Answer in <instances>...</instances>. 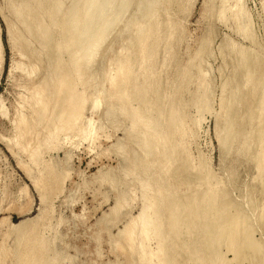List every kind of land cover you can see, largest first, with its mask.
Returning <instances> with one entry per match:
<instances>
[{"label": "rangeland", "instance_id": "374dc122", "mask_svg": "<svg viewBox=\"0 0 264 264\" xmlns=\"http://www.w3.org/2000/svg\"><path fill=\"white\" fill-rule=\"evenodd\" d=\"M26 1L28 4L29 1L34 4L33 0ZM40 1L38 3L37 1H35L37 4H39H36V13H39V16L42 13L41 16L43 17L40 16L39 19L42 18L46 22L43 20V23H41L42 19H40V22L38 20V23L41 24L39 31H42H38L40 33L39 35V33L36 32L34 26H30L29 31L23 29L24 27H22L21 24L17 23L16 19L13 16L11 7L9 6V0H0V43L2 47L0 71V246L1 243H5L6 247L8 248V251H6V253L8 254L7 262L13 261L11 263L6 262V264H17V258H15V255L18 254L17 252H19V250L23 249V245L19 244L21 243L20 239H22L21 235L27 230H34L36 228H38V230L42 232L41 234L44 237H51L54 242L53 251L54 253L59 252V256L63 255L61 258H63V260L65 259L64 264H132L135 262H139L140 254L138 252L141 250V245H145L146 247L147 244V246L150 248L156 247V243L154 242L155 240L147 241L146 239H144L143 235L139 234L141 232L140 222L137 223L138 225L136 224V234H134L132 239L127 233V230L132 227L134 219L139 215L143 205L142 188L139 187L141 186V184H139L140 182L138 178H147L146 175L148 174V172L146 171V169L144 170V162H138L139 165H133V159L136 157L144 158V152L141 151V147H139V145L136 146L137 141H133L136 140V137L135 139H133L129 136V134H127L129 132L128 130L130 129L131 124L129 117L125 115L112 116V114L110 115L104 112H107V108H112V104L114 103V101L112 99L110 100L108 97V95L110 94L111 86L110 77L115 74L114 70L117 67L116 64L113 63L114 61H116L117 58H120L124 55L123 51L126 52V50L128 49L130 39L135 38L136 34L134 33H136V31L134 30V32L132 30V24L136 22V20L141 21L142 13L137 12L136 1L132 2L130 6L131 8L127 10L126 14L123 17L118 16L119 14H116L117 11L114 12L112 10L114 12L113 14V12L108 10L109 12L107 13L109 14V19L107 20V23H113L114 26L108 25L110 28L107 26L109 29H106V31L109 34L107 32L105 33L106 35H104V38L105 36L106 38L102 43V47L98 49L96 54L92 55L93 61L83 67V69H85L87 74L90 76L89 82L85 86H83L81 85V82H79V80L77 79L80 68L82 67L79 54V37L77 36L76 38L75 32L77 30L73 32H68L67 30L70 21L69 17H71V15L68 13V9L70 10V5H72L73 8H77L76 4H73L75 2L72 0H61L62 2L58 0V2L65 3L61 4L56 2L57 0ZM171 1L163 0L162 2V0H160V8L158 9L159 13L157 15L156 23L159 22L160 28L162 30H160V33H162V35L160 34V37L158 39H155L154 42L153 38H150V41H146V43L149 44L156 43L154 48V52L156 54L154 53L155 55L153 56V59H155L156 63L152 59L153 67H151L155 75L154 78L152 77L151 79L154 80V82L151 84V91L153 92V94L152 92H150V96H153L155 98L157 97L159 99V105L164 107L167 106V108H164L166 112L168 111L167 109L170 108V99H172V95L175 92L176 97L174 95V98L183 101L181 104V110H183L181 111L182 117L180 116V120L182 121H180L179 118L178 120H175L176 124L178 125H176L175 122H173L175 125L173 123L170 124L169 121L165 120L161 122L160 129L169 130L168 134L166 135V137L169 135L167 137L169 141L165 140V142H170L174 146L175 141V147H177H174L175 151L173 150L174 153H172V151H170L172 149V144L168 143L167 145L166 142L167 147L171 148L170 150L167 149L166 152H171L168 154L171 155L172 158L177 157V162H174L172 164L168 163L167 165L170 164V173L167 172V175L166 173H163V176L165 175L164 177L167 179L166 184L171 183V187H174L176 185L175 188H179L183 194H185L186 191V194L189 195L193 192L192 189L197 190L198 194L200 193L197 198L198 212L200 214L198 213L199 216L197 217V221L198 219L199 221L197 223L196 232L198 234V246L199 248H201L199 257H201L202 259H199L201 260V262L199 260L195 261L197 262V264H251L252 262V264H264V219H262L264 218V170H260L256 159L262 149V144L259 138V132L256 130L257 125L253 124L248 117L252 114L251 112H255V117L259 114L258 111L261 108L263 101L264 63L262 62L264 59V0H243L245 8L247 10V16L249 17V19L247 20V22L249 21L248 24L250 25L248 27V30L251 27V29L246 33L237 28L238 22L236 21L237 19L233 16L232 13L234 9H228L226 17H219V11L221 7H223L225 3V6L233 5L234 0H231L230 3L229 0H212L213 2L211 0H173V3ZM55 3L58 4L56 5ZM41 4H43V7H41ZM211 4H214L215 6ZM176 9L178 12L176 11ZM216 10L217 12H215ZM43 12L46 13L44 14ZM99 12L100 10L94 13V15H97L95 16L96 18L99 16ZM47 13H49L50 15H48ZM175 14L176 17H178V20H176L177 18H172L175 17ZM50 16L51 20L52 16H57L54 17V19L52 20V23L53 21H55L52 26V23H50L51 20L49 19ZM109 16H111L112 18L114 17L113 22L112 18ZM115 18L118 20V22ZM172 19H175V21H173ZM7 20H10V22L12 21L13 27L16 26L14 27L15 33L13 31V40H10L9 37ZM110 20L112 23L110 22ZM57 22L59 23L58 25H56ZM42 24L48 25L43 26ZM42 26L44 28L46 27V29L48 26H50L48 27V29L51 30L47 29V32L46 29H44ZM168 26L170 30L167 29ZM172 26L174 27V30ZM129 27L131 30L129 29ZM126 30L130 32H126ZM51 31L54 32V34ZM248 33H250V35ZM41 35H49V38L46 37L47 39H45V37L43 38ZM52 36L54 37L53 41ZM69 36L73 38L71 41V45L69 44L70 41L67 42V40H65L67 37L69 38ZM170 36L171 39H169ZM37 37L40 38L38 39ZM16 38L17 40H15ZM42 38L47 41L45 43L47 44L48 49L44 44L45 40H42ZM204 39H206V42L204 41ZM230 39L234 42H230ZM133 40L136 41V39ZM48 41L51 42L49 43L51 45H48ZM54 42H56L60 47L58 48L57 44H54ZM39 44L41 46H39ZM52 44H54V49L52 48ZM65 44L69 45L67 46ZM170 44L172 46H170ZM207 44L208 46L206 47ZM240 44L241 46H239ZM137 45V43L133 42V48H136ZM159 45L161 46V48L159 47ZM242 46L245 47V49H243ZM66 47L70 48L67 49ZM111 47L112 50H110ZM138 47L136 49H138ZM151 47H154V45H152ZM237 48H240V50H238ZM56 50H60V52H58L61 54H59ZM232 50L233 52L235 51L234 54L228 53L230 51L232 52ZM241 50L245 51L248 55L250 54L249 56H251L252 59L257 58L255 59L257 61L252 60V62H250L251 67L254 68V66L258 64L260 60V63L263 64L262 65L259 63V65H256L260 66L263 71L260 69V67H258L257 69L255 68V70L250 67V69H252L253 71H257V73L259 74L257 75V73L255 72L256 79L254 78L252 81L253 83H255L253 85L255 86L258 92H256L255 95L252 93L253 85L251 86V83L244 85L246 86L245 92V87L242 86V84H245V78H243V75L245 77L244 73H246L247 70L246 68L240 67V62H238L237 59L240 55V53L237 52ZM251 50H254L255 52H252ZM250 52L252 53V55ZM256 53H259L261 57L260 60L258 58L259 55ZM229 55H232L235 58H232V56L229 57ZM56 56L58 59H56ZM113 56L116 57V59ZM71 57L74 59L72 60ZM59 58L62 61H60ZM113 58L115 60H113ZM59 61L62 62V64H60ZM197 61L200 62L197 63ZM56 62L58 63V65ZM255 62L257 63L254 64ZM64 65L65 67H63ZM67 65L68 68L66 67ZM236 65H238V69L240 71V68L243 69V73H241L238 69V71L236 70ZM58 66L59 68H57ZM136 66L138 67V65H135V67ZM72 67L74 68V70ZM64 69H68L70 72H72L70 75L72 79L71 77L69 79L65 78V80L67 79L66 82L65 80H63V74L65 73ZM61 71L63 72V74ZM107 71L109 75L106 74ZM59 73L62 75V77L61 75H59ZM136 75L137 74L135 73V76ZM235 75L238 76V78ZM59 76L61 78H59ZM144 76H146V74ZM183 76H185L184 79ZM143 77L138 76L139 81H143ZM182 79L185 80V83H182V91L180 90L178 92L177 85L179 82L181 83ZM254 80L256 81L254 82ZM77 81L79 82L78 84L76 83ZM226 81L229 83L227 84ZM258 81H260L261 83H259ZM207 82L208 84H206ZM60 83H63V86ZM66 83L70 85L68 86L66 85ZM72 83L77 84L78 86L76 88H79V90L83 89L86 95V101L81 111L82 117L79 122L76 123L77 121H75L76 119H73V115L69 118L70 120H74H71V122L75 123V125L77 124L76 126L70 123V120L68 118L67 120L69 121H67L65 118L69 117L67 115V112H69L70 110H65L66 113L63 112V114L60 109V107L64 105L62 104V102L65 103L64 101H66H63V99H67V97L69 96L68 93L71 91L72 87L70 86H73ZM222 83L226 84L225 87ZM58 84H60V86H62L64 90L66 88V90L64 91ZM98 85H100L101 88ZM262 85L263 87L261 88ZM41 87H45L42 88L43 92L45 91V93H43L40 103H37L35 99V94L38 89H41ZM242 87L243 89H241ZM57 88H59V91ZM97 88L99 92L101 91L100 93L98 92ZM67 89H70L69 92L67 91ZM237 89L241 90L239 91ZM249 89L251 90L249 91ZM168 90H170V93L172 91V94H170ZM204 90L205 93L208 90L207 94H205L208 95L206 97V104L204 103L202 104V106L195 105V99L198 95L203 94ZM222 90H224L223 94ZM56 92L57 94H55ZM65 92L66 94H68V96L65 94ZM226 92L227 94L225 95ZM165 93L167 94V96L171 95L172 97L170 96L169 98L168 96L167 98ZM244 93L247 95H245ZM248 93L250 94L249 97ZM163 94H165V96ZM235 94H237V97L241 98V102L239 100L238 102L237 100H235ZM33 95H35V97ZM60 96L62 98H65L62 99ZM96 96L99 97L100 100H102L106 104L105 105L101 101L98 109L94 108V110L97 109L98 112L96 110H93V101ZM253 97L255 99H252ZM245 98L246 100H244ZM248 99H250L251 101L253 100V103ZM250 102L252 105L249 106ZM134 103L137 104L136 101ZM247 105L249 106V108H251V110L248 108ZM69 106L71 109L72 104L68 105L67 109H69ZM201 107H203V109ZM197 108H199L201 111ZM254 108H256L257 111ZM75 111L76 110H74V112ZM20 114H22L24 119L27 120H25L26 122L23 121L24 124L20 125V127L22 126L21 131H19V128H17V123H15L17 122V117H19ZM58 116L62 118L60 119ZM183 117H187L185 118L186 120ZM240 118H242L243 120L241 121L242 123L240 122ZM62 122H64L63 124H66L65 122H67V127L70 124L68 129H66L67 127H64L66 125H63ZM253 122L257 123L256 120H254ZM179 123L182 125H180ZM73 125L75 127H71ZM168 125H170L171 127ZM179 125L181 126L180 129ZM57 126L59 129L57 132L58 134L55 132L57 131L55 130V127ZM225 126H232L231 128L237 133V136L236 134H233L230 136L232 137V140L230 139V137H228L226 142L222 143L221 139H223V135L226 134V132H224L223 130ZM70 127L73 129H71ZM81 127H83L84 130L87 128L86 132H84L83 128ZM184 127L186 128L184 129ZM238 128L241 130H238ZM60 129L62 130V132L60 131ZM186 130H188V134ZM176 131H178L179 133H176ZM250 132L252 134V137L251 139H249V144L247 146H242L244 150L246 148L245 152L243 153L241 151L240 154L239 151H235L234 147L237 145L236 143H240L241 139H244V137L250 134ZM183 133H185V136ZM56 134L58 136H56ZM49 135L51 136V138L49 137ZM182 135L184 136V138L180 137ZM47 136L50 139L46 140ZM19 138L21 140V143H19ZM178 138H181V140L183 139V143L180 146L177 142ZM234 139L235 142H233ZM184 142L186 143L184 144ZM224 144L226 145L224 146ZM230 144L232 146H235L232 147ZM119 146L124 147V150L121 149L122 147L120 148ZM153 146L155 147V144L152 145V148H154ZM222 146H224L225 148H223ZM230 146L232 147V153L227 152L228 150H226H230ZM39 148L40 156L39 159H36L35 157L38 153ZM159 149L162 153V147H160ZM151 150L153 153L151 152L152 155L150 154L148 157H150V159H155V157L159 155V157H156V159L158 158L159 160L161 158L159 154L160 151H153L154 149ZM137 151L138 153L140 152L143 156L137 154ZM183 154H185L186 156ZM221 154H223V156ZM221 157H225V160H222ZM186 159H188V162L186 161ZM234 160H236L238 164ZM223 162L225 163V166L222 167ZM180 163H182L183 165H181ZM202 164H204V166H202ZM234 164L236 165V168H234ZM157 165L154 166L155 168L152 169L153 174H157L158 172H160V165H158V168L156 169ZM183 166H187V168L184 169ZM178 167H183L181 168L183 171ZM219 169H221L223 173H221ZM254 169L255 171L253 172ZM175 171H177V174ZM234 173L235 176L233 175ZM229 174H232L233 177L232 175L229 176ZM40 175L44 176L42 177V179L44 178V180L41 181L42 186L39 183ZM166 176L169 178H167ZM196 176H198V179H196ZM223 176L226 179H224ZM237 176L239 177V179ZM201 177L203 178L201 179ZM221 177L222 180L220 179ZM231 177L233 180L231 179ZM211 178L215 179L213 180ZM223 180L226 183L222 182ZM230 181L234 182H231L234 184V186L233 184L230 185ZM37 183L40 184V188H38ZM235 183L237 185H235ZM242 183L244 185H242ZM257 183L259 185H257ZM43 184L45 186H43ZM216 185L217 187H219L217 188ZM248 186L251 188H249ZM252 186L255 187L252 188ZM258 186L260 188H258ZM201 187L204 188L202 189ZM209 188H211L212 190L219 189L218 191L220 192V196L216 197L219 198L216 202V204L218 203L217 212L219 210V212L217 213L219 216V224L217 222L216 225L215 223L213 224V219L209 210L211 202L208 199L209 197L205 196L206 193L209 192ZM226 188L227 190H225ZM247 188L251 190H248ZM199 189H201V191ZM253 189L254 191H252ZM41 194H43V196ZM257 196L259 200L257 199ZM192 201L193 200L188 198L185 201L183 199L181 203L183 202L184 204L188 202L189 205H193L194 202ZM258 204L260 207L257 206ZM203 208L208 209L207 217L205 216L206 213H203ZM257 208L259 209L260 213L259 211L257 212ZM220 211L222 214L220 213ZM236 213L237 215H234ZM232 215L233 218L231 217ZM259 215H262L260 216L262 220L260 219ZM236 216H238V218ZM193 217L194 214L192 218ZM222 219L225 222L229 223L225 226L226 228H229V225L233 226H231L232 228L230 227V230H228L230 233H232L231 236L225 234L223 236V234H219L220 232H222L223 229L222 223L224 221ZM232 219L234 220L232 221ZM228 220H231L232 222H229ZM22 222H24L23 225L21 224ZM16 225H21L22 227L20 226L19 229L18 227H16ZM209 225H212L213 229L216 228V230H214L216 232H214L215 234L212 238V241H214L215 243V246L213 245L211 251L213 254H210L212 259L210 258V255L208 258L207 253L203 251V243H200L203 236L202 232L205 233L206 231L211 229V227H208ZM199 229H201V231ZM218 230H220V232ZM162 233L163 235H167L168 233L171 234L170 226H166V224H164ZM228 236L231 237V240L228 239ZM237 237L241 239L238 238L236 240ZM38 238L36 237V239ZM172 239L173 240H171L170 237H166L164 240L168 241V244L169 242L173 243L177 240H175V238ZM226 239L231 242L228 241V243ZM249 239L255 242V247H249ZM203 240L204 237L202 241ZM217 241L218 243L216 244ZM236 241L237 243H239V241L241 243V245H235L238 249L233 248L232 245V243H236ZM175 242L173 244H177L178 252L180 243L178 244ZM226 242L228 244H226ZM55 244L57 246H55ZM173 244H171V247L174 248ZM230 244L232 246H229V248L228 245ZM256 244H258L259 247ZM239 245L243 246L240 247ZM171 247L169 249V254L172 256L171 251L173 250ZM240 250H242V253ZM177 252H173V256H176ZM244 252L247 253L245 254ZM238 254L240 256H237V258H235V256ZM203 255L207 256V259L205 260L206 262L204 261L205 258ZM217 257H219L220 259H217ZM186 260L187 259L183 254L180 258V261H182L183 263L178 261V264H186Z\"/></svg>", "mask_w": 264, "mask_h": 264}, {"label": "bare ground", "instance_id": "6f19581e", "mask_svg": "<svg viewBox=\"0 0 264 264\" xmlns=\"http://www.w3.org/2000/svg\"><path fill=\"white\" fill-rule=\"evenodd\" d=\"M35 1H37V3L40 1V0H33V2H34V4L31 2V1H29V4L27 3V1L26 0H9V3H10V7H11V11H12V13H13V16H14V18L16 19V21H17V23H19V24H21L22 25V27H24L23 29H25V30H27V31H29V28H30V26H34L35 27V29H36V32L37 33H39L40 31H39V28L41 27L40 25L41 24H39L38 23V20H39V22H40V19H42V18H40L39 19V17L42 15V13H41V15L39 16L37 13H36V10H37V5H39V4H37ZM49 1V0H48ZM61 1V0H60ZM68 1V0H67ZM72 1H74L75 3H73V4H76V6H77V8H73V6L72 5H70V10L68 9V13L71 15V17H69V19H70V21H69V27H67V28H65V29H67L68 30V32H73V31H75V30H77L75 33H76V38H77V36L79 37L78 39H79V45H80V51H79V54H80V62H81V65H82V67L80 68V71H79V73H78V76H77V79L79 80V82H81V85H83V86H85L88 82H89V79H90V76L87 74V72L85 71V69H83V67L84 66H86V64H90L92 61H93V59H92V55H94V54H96L97 53V51H98V49H100L101 47H102V43H103V41L105 40V38H106V36H105V38H104V35H106L105 33L107 32L106 31V29L108 30L110 27V25H113V19H114V17L112 18L111 16H109V17H111L112 18V22H111V20H110V22L112 23V24H108L107 23V20L109 19L108 18V13L107 12H109L108 10H110L111 12H115V11H117V13L116 14H119L118 16H124L125 14H126V12H127V10H129V8H131L130 6H131V4H132V2H134V1H136L137 3V12L139 13V12H141L142 13V16H141V21H137L136 20V22H134L133 24H132V30L134 31H136V33H134V34H136V36H135V38H133V39H136V41H134L131 37H129V38H131L130 39V41H129V46H128V49L126 50V52L125 51H123L124 52V55L122 56V57H120V58H117L116 59V57H114L115 59H116V61H114V63L113 64H116V69L114 70L115 71V74H113L111 77H110V84H111V86H110V94L108 95V97H109V99L111 100H113L114 101V103L112 104V108H107V112H104V113H106V114H112V116L113 115H125V116H127V117H129V119H130V129L128 130L129 132L127 133V134H129V136L131 137V138H133V139H135V137H136V140H133V141H137V143L136 142H134V143H136L137 145L136 146H138L139 145V147H141L140 149H141V151L142 152H144V156L143 155H141V153L139 152L138 153V151H137V154H139V155H141V156H143L144 158H134L133 159V165L134 164H138L139 165V163L138 162H144L143 164H145V168H144V170L146 169V171L148 172V174L146 175L147 176V178H140L139 176V178H138V180H139V184H141V186H139V187H141L142 188V198H143V205H142V208H141V210H140V213H139V215L134 219V223H133V225H132V227L130 228V229H128L127 230V233H128V235L130 236V238L132 239L133 238V236H134V234H136V232H135V228H136V224L138 223V222H140V228H141V232L139 233V234H141V235H143V237H144V239H146L147 241H154L155 243H156V247H154V248H150V247H148L147 246V244H146V247H145V245L143 246V245H141V250L138 252L139 254H140V260H139V262H135V263H132V264H178V261H180V258L182 257V255L184 254V256L186 257V264H197V262H195V261H197V260H199V259H202L201 257H199V253H200V251H201V248H199V246H198V244H199V242H198V239H197V232H196V230H197V223H198V221H199V219H198V221H197V217L199 216V212H198V206H197V198H198V195L200 194H198V192H197V190H194V189H192L193 190V192L192 193H190L189 195L188 194H186L187 192L185 191V194H183L182 193V191L178 188H175V186L174 187H171L172 185H171V183H169V184H166V182H167V179L163 176V173L165 174L166 173V175H167V172H169V170H170V164L169 165H167L168 163H174V162H177V157H173L172 158V156L171 155H169L168 153H171V152H169L168 151V153L166 152V150L167 149H171L170 151H172V153H174V151H175V148H177V147H175V144H176V142L174 141V146H173V144L172 143H170V142H167V145H168V143H170V144H172V146H171V148H169V147H167V145H166V142H165V140H168L167 139V137L169 136H167L166 137V135L168 134V131L169 130H167V129H160V126H161V122L163 121V120H165V121H169V123L170 124H172L173 122H175V124H176V121L175 120H178V118H179V120L181 119V117H182V115H181V111H183V110H181V104H182V102L183 101H181V100H179V99H175L174 98V95H175V97H176V92L171 96V95H168L169 96V98H170V96L172 97V99H170V108H168L167 110V112H166V110L164 109V108H167V106H161V105H159V103H158V98L156 97H153V96H150V92H152L151 90V84L154 82V80H151L152 79V77L154 78V72L152 71V69H151V67H153V65H152V63H153V61H152V59H153V56L156 54L154 51V48H155V44L153 43L154 42V40L155 39H158L159 37H160V34L162 35V33H160V30H161V28H160V25H159V22L158 23H156V19H157V15H158V13H159V11H158V9L160 8L159 7V4H160V0H72ZM169 1V0H168ZM171 1V0H170ZM173 1V0H172ZM171 1V2H172ZM187 1V0H186ZM212 1V0H211ZM221 1V0H220ZM228 1V0H227ZM41 2V1H40ZM53 2V1H52ZM56 2H58V0L56 1ZM62 2V1H61ZM61 2H58V3H61ZM162 2H163V0H162ZM176 2V1H175ZM182 2V1H181ZM213 2V1H212ZM211 2V3H212ZM231 2V0H229V3ZM57 3V4H58ZM167 3V2H166ZM173 3V2H172ZM224 3V2H223ZM37 4V5H36ZM56 4V3H55ZM56 4V5H57ZM61 4H65V3H61ZM165 4V3H164ZM222 4V3H221ZM134 5V4H133ZM211 5H214V4H211ZM226 5V3L224 4V6L223 7H221V9H220V11H219V17H222V18H224V17H226L227 16V11H228V9H230V10H233V16L237 19L236 21L238 22V25H237V28L238 29H240L241 31H243L244 33H246L247 31H249L250 29H251V27H250V29L248 30V27L250 26L249 24H248V22H247V20L249 19V17L247 16V10H246V8H245V4H244V2H243V0H234V3H233V5H227V6H229V7H227V6H225ZM61 6V5H60ZM59 6V7H60ZM215 6V5H214ZM41 7H43V4H41ZM58 7V8H59ZM64 7V6H63ZM170 7V6H169ZM40 8V7H39ZM57 8V7H56ZM55 8V9H56ZM42 9V8H41ZM48 9V8H47ZM46 9V10H47ZM53 9V8H52ZM71 9H73V10H71ZM75 9V10H74ZM178 9H179V7H178ZM98 10H100V14H98L99 16L96 18L95 16H97V15H94V13H96ZM113 10V11H112ZM162 10V9H161ZM161 10H160V13H161ZM183 10V9H182ZM219 10V9H218ZM40 11V10H39ZM52 11V10H51ZM172 11V10H171ZM176 11H177V9H176ZM38 12V11H37ZM42 12V11H41ZM53 12V11H52ZM57 12H58V10H57ZM114 12H113V14H114ZM131 12V11H130ZM178 12V11H177ZM212 12H213V10H212ZM215 12H217V10L215 11ZM230 12V11H229ZM44 13V12H43ZM46 13V12H45ZM44 13V14H45ZM60 13V12H59ZM67 13V12H66ZM133 13V12H132ZM174 13V12H173ZM48 15H50L49 13H47ZM52 14V13H51ZM63 14V13H62ZM68 14V15H69ZM111 14V13H110ZM113 14H111V15H113ZM115 14V15H116ZM214 14V13H213ZM217 14V13H216ZM53 15H54V13H53ZM58 15H60V14H58ZM132 15V14H131ZM139 15V14H138ZM178 15V14H177ZM47 16V15H46ZM45 16V17H46ZM64 16V15H63ZM114 16V15H113ZM161 16V15H160ZM167 16V15H166ZM232 16V17H233ZM41 17H43V16H41ZM54 17H57V16H54ZM54 17L52 16V20L54 19ZM117 17V16H116ZM164 17V16H163ZM59 18V17H58ZM60 18H61V16H60ZM118 18V17H117ZM128 18H129V16H128ZM162 18V17H161ZM172 18H177L176 20H178V17H176V14H175V17H172ZM50 20H51V16H50V18H49ZM116 19V18H115ZM166 19V18H165ZM168 19V18H167ZM229 19H230V17H229ZM43 20L44 19H42V21H41V23H43ZM52 20H51V22L50 23H52ZM57 20V19H56ZM122 20V19H121ZM133 20V19H132ZM134 20H135V18H134ZM163 20V19H162ZM173 20V19H172ZM45 21V20H44ZM58 21V20H57ZM67 21H68V19H67ZM116 21L118 22V20L116 19ZM173 21H175V19L173 20ZM46 22V21H45ZM55 21H53V23H54ZM126 22V21H125ZM163 22V21H162ZM178 22V21H177ZM53 23L51 24V26L53 25ZM114 23H115V21H114ZM167 23V22H166ZM171 23H172V21H171ZM7 24H8V31H9V37H10V40H13V38H14V33H15V31H14V27H16V26H14L13 27V24H12V21L10 22V20H7ZM18 24V25H19ZM59 23L57 22V24L56 25H58ZM161 24V23H160ZM43 25V24H42ZM46 25H48V24H44L43 26H46ZM66 25V24H65ZM109 25V26H108ZM131 25V24H130ZM171 25V24H170ZM169 25V26H170ZM176 25V24H175ZM20 26V25H19ZM42 26V27H43ZM109 28H108V27ZM114 26V25H113ZM120 26V25H119ZM169 26H168V28L167 29H169L170 30V28H169ZM178 26V25H177ZM48 27H50V26H48ZM48 27H47V29H48ZM54 27V26H53ZM56 27V26H55ZM58 27V26H57ZM128 27V26H127ZM166 27V26H165ZM44 28V27H43ZM113 28V27H112ZM172 28H173V30H174V27L172 26ZM44 29H46V27L44 28ZM47 29H46V31H47ZM64 29V30H65ZM129 29H130V27H129ZM175 29H176V27H175ZM236 29V28H235ZM48 30H51V29H48ZM131 30V29H130ZM166 30V29H165ZM172 30V29H171ZM237 30V29H236ZM13 31H14V33H13ZM26 31V32H27ZM34 31V30H33ZM39 31V32H38ZM66 31V30H65ZM128 30H126V32H127ZM162 31V30H161ZM254 31V30H253ZM35 32V31H34ZM35 32V33H36ZM42 32V31H41ZM45 32V31H44ZM48 32V31H47ZM52 32V31H51ZM112 32V31H111ZM128 32H130V31H128ZM132 32V31H131ZM172 32V31H171ZM174 32V31H173ZM182 32V31H181ZM17 33V32H16ZM53 34H54V32H52ZM57 33V32H56ZM74 33V34H75ZM108 33V32H107ZM124 33V32H123ZM250 33H251V31H250ZM250 33H248L249 35H250ZM32 34V33H31ZM43 34V33H42ZM46 34V33H45ZM49 34V33H48ZM109 34V33H108ZM37 35V34H36ZM39 35H40V33H39ZM38 35V36H39ZM50 35V34H49ZM49 35L47 36V35H45V36H42L43 38L45 37V39H47L46 37H48L49 38ZM70 35H72V34H70ZM125 35H127V34H125ZM171 35V34H170ZM174 35V34H173ZM17 36V35H16ZM29 36V35H28ZM35 36V35H34ZM123 36V35H122ZM243 36H245V35H243ZM248 36V35H247ZM246 36V37H247ZM249 37V36H248ZM31 38V37H30ZM35 38V37H34ZM38 39L40 38V37H37ZM42 38V40H45V39H43ZM53 36H52V41H53ZM56 38V37H55ZM128 38V39H129ZM150 38L152 39L153 38V44H149V43H146V41H150ZM162 38V37H161ZM168 38V37H167ZM229 38V37H228ZM250 38H251V36H250ZM72 39L73 38H71V36H69V38L67 37L65 40H67V42L68 41H70L69 42V44L71 45V41H72ZM125 39V38H124ZM169 39H171V36H170V38ZM172 39H173V36H172ZM15 40H17V38L15 39ZM37 40V39H36ZM56 40V39H55ZM206 39H204V41H205ZM41 41V40H40ZM50 41H51V39H50ZM50 41H48V45H51V44H49V43H51ZM36 42V41H35ZM38 42V41H37ZM45 42H47L46 40L44 41V44L46 45V47H47V44L45 43ZM66 42V43H67ZM127 42V41H126ZM133 42H135V43H137L138 45H137V47H138V49H136V48H133L134 46H133ZM159 42V41H158ZM206 42V41H205ZM209 42V41H208ZM229 42V41H228ZM230 42H234V41H232L231 39H230ZM41 43V42H40ZM56 42H54V44H55ZM151 43V42H150ZM168 43H170V42H168ZM54 44H52L53 45V49H54ZM57 44V43H56ZM68 44V45H69ZM171 44H172V40H171ZM170 44V46H172ZM177 44V43H176ZM205 44V43H204ZM227 44V43H226ZM239 44V43H238ZM237 44V45H238ZM64 45V44H63ZM65 45H67V44H65ZM67 45V46H68ZM152 45H154V47H151ZM233 45V44H232ZM39 46H41L40 44H39ZM44 46V45H43ZM56 46V45H55ZM57 46H58V44H57ZM109 46H111V45H109ZM127 46V45H126ZM169 46V45H168ZM167 46V47H168ZM208 46V44L206 45V47ZM231 46V45H230ZM236 46V45H235ZM239 46H241V44L239 45ZM238 46V47H239ZM259 46V45H258ZM45 47V48H46ZM60 46H58V48H59ZM73 47V46H72ZM150 47V48H149ZM159 47L161 48V46L159 45ZM243 47V46H242ZM45 48H44V50H45ZM57 48V49H58ZM67 48V47H66ZM70 47H68L67 49H69ZM169 48V47H168ZM203 48V47H202ZM226 48H228V47H226ZM232 48H233V46H232ZM42 49H43V47H42ZM47 49H48V47H47ZM55 49H56V47H55ZM104 49V48H103ZM110 49V48H109ZM124 49V48H123ZM171 49V48H170ZM177 49V48H176ZM238 49V48H237ZM236 49V50H237ZM243 49H245V47H243ZM61 50V49H60ZM60 50H58L59 52H60ZM74 50V49H73ZM110 50H112V47H111V49ZM158 50V49H157ZM173 50V49H172ZM178 50V49H177ZM198 50H199V48H198ZM231 50V49H230ZM234 50V49H233ZM233 50H232V52H233ZM238 50H240V48L238 49ZM49 51V50H48ZM57 51V50H56ZM57 51V52H58ZM68 51V50H67ZM105 51V50H104ZM247 51V50H246ZM250 51V50H249ZM252 51V50H251ZM254 51V50H253ZM252 51V52H253ZM260 51H262V50H260ZM34 52V51H33ZM58 52V53H59ZM178 52V51H177ZM231 51L230 52H228V53H231V54H234V52L232 53ZM255 52V51H254ZM112 53V52H111ZM155 53V54H154ZM168 53V52H167ZM171 53V52H170ZM237 53H240V55H239V58H240V60H239V58H237L238 59V62H240L239 64H240V67H243V68H246V73H244L245 74V77H244V75L243 74H241V75H243V78H245V80H244V83L245 84H242V86H244V85H246V84H250L251 83V86L253 85V84H255V83H253L252 81H253V79L255 78L256 79V75H255V72L257 73V71H253L252 69H250V62H252V60L253 61H257V60H255V59H257V58H253L252 59V57L251 56H249L248 54H246V52L245 51H243V50H241V51H238ZM251 53V52H250ZM48 54H50V53H48ZM59 54H61V53H59ZM79 54H78V56H79ZM113 54V53H112ZM169 54V53H168ZM197 54V53H196ZM236 54V53H235ZM254 54V53H253ZM256 54H258L259 55V53H256ZM46 55V54H45ZM200 55V54H199ZM198 55V56H199ZM251 55H252V53H251ZM1 56H2V47H1V43H0V71H1ZM96 56V55H95ZM169 56V55H168ZM197 56V57H198ZM232 55H229V57H231ZM257 56V55H256ZM60 57V56H59ZM63 57V56H62ZM73 57V56H72ZM71 57V58H72ZM156 57H158V56H156ZM228 57V58H229ZM234 56H232V58H233ZM258 57V56H257ZM113 58V60H115ZM155 58V57H154ZM162 58V57H161ZM169 58V57H168ZM235 58V57H234ZM259 60L261 59V57H260V55H259ZM264 58V57H263ZM262 58V59H263ZM56 59H58L57 58V56H56ZM74 58H72V60H73ZM103 59V58H102ZM164 59V58H163ZM237 59H236V61H237ZM48 60H49V58H48ZM55 60V59H54ZM59 60H60V58H59ZM112 60V59H111ZM154 61H155V59H153ZM165 60H166V58H165ZM198 60V59H197ZM203 60V59H202ZM230 60H232V59H230ZM234 60V59H233ZM258 60V61H259ZM60 61H62V60H60ZM59 61V62H60ZM196 61V60H195ZM58 62V61H57ZM56 62V63H57ZM97 62V61H96ZM191 62V61H190ZM200 62V61H199ZM198 61H197V63H199ZM260 62H261V60H260ZM259 62V63H260ZM71 63V62H70ZM75 63V62H74ZM73 63V64H74ZM107 63H109V62H107ZM155 63H156V61H155ZM154 63V64H155ZM201 63H202V61H201ZM204 63V62H203ZM257 62H255L254 64H256ZM259 63L258 64H256V65H259ZM262 63H264V59H263V62ZM262 63H260V64H262ZM60 64H62V62H60ZM93 64V63H92ZM111 64V63H110ZM194 64H195V62H194ZM238 64V65H239ZM57 65H58V63H57ZM56 65V66H57ZM105 65V64H104ZM108 65V64H107ZM135 65H138V67L136 66L135 67ZM234 65H235V63H234ZM238 65H236L237 66V68H236V70L238 69ZM253 65V64H252ZM254 66V68L253 67H251V68H253L254 70H255V68L257 69L258 67H260V66ZM263 65V64H262ZM56 66H55V68H56ZM61 66V65H60ZM90 66V65H89ZM92 66V65H91ZM63 67H65V65L63 66ZM67 68H68V65L66 66ZM74 67H76V66H74ZM176 67V66H175ZM174 67V68H175ZM198 67V66H197ZM264 67V66H263ZM57 68H59V66L57 67ZM61 68V67H60ZM73 68V67H72ZM233 68V67H232ZM53 69V68H52ZM66 69V68H65ZM64 69V70H65ZM241 69V73H243V69L242 68H240ZM260 69L262 70V68L260 67ZM56 70V69H55ZM68 70V69H67ZM67 70H65V73L63 74V72H62V74H63V76H64V78H63V80H65V78H70L71 76V73L72 72H70L69 70L67 71ZM73 70H74V68H73ZM102 70V69H101ZM100 70V71H101ZM191 70H193V69H191ZM237 70V71H238ZM60 71V70H59ZM99 71V72H100ZM105 71V70H104ZM182 71H183V69H182ZM232 71H233V69H232ZM244 71H245V69H244ZM259 71V70H258ZM263 71V70H262ZM76 72V71H75ZM192 72V71H191ZM235 72V71H234ZM135 73L137 74L136 76H135ZM159 73H160V71H159ZM106 74H108L109 75V73H108V71H107V73ZM146 74V76H144ZM235 74V73H234ZM261 74V73H260ZM59 75H61L60 73H59ZM99 75V74H98ZM103 75V74H102ZM108 75H107V77H108ZM158 75V74H157ZM160 75H161V73H160ZM237 75V74H236ZM235 75V76H236ZM257 75H259L258 73H257ZM57 76H58V74H57ZM138 76H144L143 77V81H139V79H138ZM175 76V75H174ZM262 76H263V73H262ZM61 77H62V75H61ZM60 76H59V78H61ZM157 77V76H156ZM237 78H238V76H236ZM259 77V76H258ZM99 78V77H98ZM185 78V76H183V79ZM234 78V77H233ZM239 78H240V76H239ZM263 78V77H262ZM71 79H72V77H71ZM76 79V80H77ZM105 79H107V78H105ZM181 80V83L179 82L178 83V85H177V89H178V92L183 88V85H182V83L184 82L185 83V80ZM188 79V78H187ZM260 79V78H259ZM61 80V79H60ZM67 80V79H66ZM66 80H65V82H66ZM160 80V79H159ZM178 80V79H177ZM258 80V79H257ZM189 81V80H188ZM256 80H254V82H255ZM64 82V81H63ZM64 82V83H65ZM70 82V81H69ZM78 81L76 82L77 84L79 83ZM101 82V81H100ZM168 82V81H167ZM227 82V81H226ZM225 82V83H226ZM239 82H240V80H239ZM259 83H261L260 81H258ZM59 83V82H58ZM71 83V82H70ZM160 83V82H159ZM229 82H227V84H228ZM231 83V82H230ZM50 84V83H49ZM61 85L63 84V83H60ZM60 84H58L59 86H60ZM73 84V86L71 85L70 87H72L71 88V91L69 92V90L70 89H67V91L69 92L68 94H69V96H68V94H66V92H65V94L68 96L67 97V99H63V98H65V97H61L62 99H63V101L64 100H66V101H64L65 103H63L62 101V104H64L62 107H60V109H61V111H62V113L64 112V113H66L65 112V110H70L69 112H67L68 114V116L69 117H65L66 118V120H67V118L69 119L72 115H73V119H76L75 121H77L76 123H78L79 122V120L81 119V117H82V113H81V111H82V108H83V106H84V104H85V101H86V95H85V92H84V90L83 89H80L79 90V88H76L78 85L77 84H75V83H72ZM157 84V83H156ZM155 84V85H156ZM170 84V83H169ZM188 84V83H187ZM203 84V83H202ZM206 84H208V82L206 83ZM223 84V83H222ZM240 84V83H239ZM57 85V84H56ZM66 85H68L67 83H66ZM70 85V84H69ZM68 85V86H69ZM102 85V84H101ZM159 85H161V84H159ZM224 85V87H225V85L226 84H223ZM222 85V86H223ZM241 85V84H240ZM50 86V85H49ZM63 86V85H62ZM62 86H60L61 88H62ZM99 87H100V85H98ZM181 86V87H180ZM200 86V85H199ZM209 86V85H208ZM258 86V85H257ZM55 87V86H54ZM59 87V88H60ZM67 87V86H66ZM69 87V88H70ZM98 87V88H99ZM184 87H185V85H184ZM189 87V86H188ZM201 87V86H200ZM245 88V90H244V92L246 91V86H244ZM253 87V94L255 95L256 94V92H257V90H256V88H255V86L253 85L252 86ZM263 87V85L261 86V88ZM35 88V87H34ZM42 88H45V87H41V89L39 90L38 89V91L36 92V97H35V95H33L34 97H35V99H36V101H37V103L39 102L40 103V101H41V98H42V95H43V93H45V91L43 92V89ZM51 88V87H50ZM59 88H57L58 89V91H59ZM60 88V89H61ZM98 88H97V90H98ZM101 88V87H100ZM156 88V87H155ZM171 88V87H170ZM198 88V87H197ZM204 88V87H203ZM205 88H206V86H205ZM248 88V87H247ZM264 88V87H263ZM52 89V88H51ZM63 89V88H62ZM185 89V88H184ZM183 89V90H184ZM207 89H209V88H207ZM227 89H228V86H227ZM241 89H243V87L241 88ZM241 89H237V90H241ZM251 89H249V91L251 90ZM64 90V89H63ZM65 90H66V88H65ZM64 90V91H65ZM160 90V89H159ZM172 90H174V89H172ZM229 90H231V89H229ZM234 90V89H233ZM232 90V91H233ZM236 90V91H237ZM259 90V89H258ZM47 91V90H46ZM52 91H54V90H52ZM63 91V92H64ZM156 91V90H155ZM169 91V93H170V90H168ZM182 91V90H181ZM208 91V90H207ZM207 91H206V93H205V90H204V93L203 94H201V95H198L197 96V98L195 99V105H198V106H202V104H204L205 102H206V97L208 96V95H205V94H207ZM224 90H222V94L224 93L223 92ZM235 91V92H236ZM248 91V90H247ZM51 92V91H50ZM62 92V91H61ZM98 92H99V90H98ZM98 92H95V93H98ZM101 92V91H100ZM99 92V93H100ZM184 92V91H183ZM234 92V91H233ZM238 92V91H237ZM242 92V91H241ZM32 93V94H33ZM49 93V92H48ZM59 93V92H58ZM158 93V92H157ZM168 93V94H169ZM186 93V92H185ZM197 93V92H196ZM240 93V92H239ZM243 93V92H242ZM251 93V94H252ZM258 93V92H257ZM55 94H57V92L55 93ZM60 94V93H59ZM63 94V93H62ZM65 94H63V95H65ZM152 94H153V92H152ZM151 94V95H152ZM166 94V93H165ZM165 94H163L164 96H165ZM170 94H172V91H171V93ZM182 94V93H181ZM227 94V92L225 93V95ZM245 94V93H244ZM52 95H54V94H52ZM62 95V96H63ZM65 95V96H66ZM98 95V94H97ZM178 95V94H177ZM236 96H235V100H237V102H238V100L241 102V98H239V97H237V94H235ZM245 95H247V94H245ZM59 96V95H58ZM158 96V95H157ZM166 96H167V94H166ZM168 96H167V98H168ZM183 96V95H182ZM244 96V95H243ZM250 96V94L248 93V97ZM257 96V95H256ZM33 97V98H34ZM95 97V96H94ZM102 97H103V95H102ZM162 97V96H161ZM180 97V96H179ZM246 97V96H245ZM45 98V97H44ZM105 98V97H104ZM165 98V97H164ZM166 98V99H167ZM185 98V97H184ZM102 99V98H101ZM224 99V98H223ZM252 99H255L254 97L252 98ZM106 100V99H105ZM185 100V99H184ZM226 100V99H225ZM244 100H246V98L244 99ZM244 100H242V101H244ZM248 100H250V99H248ZM43 101V100H42ZM88 101V100H87ZM101 101L102 100H100V98L99 97H97L96 96V98H94V101H93V110H94V108H97L98 109V107H99V105H100V103H101ZM136 101V103L137 104H135L134 102ZM169 101V100H168ZM187 101V100H186ZM189 101V100H188ZM209 101V100H208ZM207 101V102H208ZM251 101V100H250ZM253 101V100H252ZM251 101V102H252ZM164 102H165V99H164ZM239 102V103H240ZM251 102H250V104H249V106L250 105H252L251 104ZM45 103V102H44ZM56 103V102H55ZM102 103H104L103 101H102ZM253 103V102H252ZM72 104V106H71V109H70V106L68 107L69 109H67V106L68 105H71ZM105 104V103H104ZM206 104V103H205ZM42 105V104H41ZM46 105H48V104H46ZM58 105V104H57ZM106 105V104H105ZM164 105V104H163ZM166 105H167V102H166ZM187 105V104H186ZM208 105V104H207ZM43 106V105H42ZM45 106V105H44ZM60 106H61V103H60ZM77 107V109H76V107ZM243 106H245V105H243ZM248 106V105H247ZM249 106H248V108H249ZM41 107V106H40ZM75 107V108H74ZM224 107V106H223ZM255 107V106H254ZM49 108V107H48ZM47 108V109H48ZM101 108V107H100ZM99 108V109H100ZM202 109H203V107H201ZM204 108H205V106H204ZM227 108V107H226ZM230 108V107H229ZM38 109H39V107H38ZM55 109H56V107H55ZM97 109H95L96 111H97ZM104 109V108H103ZM198 110H200L199 108H197ZM250 110H251V108H249ZM255 110H256V108H254ZM33 110H34V108H33ZM74 110H76L75 112H74ZM94 110V111H95ZM232 110V109H231ZM254 110V111H255ZM201 111V110H200ZM257 111V110H256ZM98 112V111H97ZM197 112H199V111H197ZM248 112H250V111H248ZM259 114L255 117L254 116V114H255V112H251L250 114V116H248L249 117V120H251L252 121V123L253 124H256L257 125V131L259 132L258 134H259V138H260V140H261V144H262V149H261V151H260V153L258 154V156H257V163H258V166H259V168H260V170L262 171V170H264V89H263V101H262V105H261V108L259 109ZM23 113V112H22ZM33 113V112H32ZM40 113V112H39ZM46 113V112H45ZM45 113H43V114H45ZM56 113V112H55ZM58 113V112H57ZM59 113H61V112H59ZM63 113V114H64ZM245 113V112H244ZM243 113V114H244ZM257 113V112H256ZM47 114V113H46ZM51 114V113H50ZM63 114H62V116H63ZM97 114V113H96ZM42 115V114H41ZM58 115V114H57ZM60 116V115H59ZM58 116V117H59ZM94 116V115H93ZM181 116V117H180ZM236 116V115H235ZM245 116V115H244ZM17 117V116H16ZM58 117H57V119H58ZM111 117V116H110ZM242 117V116H241ZM45 118V117H44ZM51 118V117H50ZM60 118V117H59ZM62 118V117H61ZM60 118V119H61ZM87 118V117H86ZM184 119L185 118H187V117H183ZM233 118V117H232ZM46 119V118H45ZM53 119V118H52ZM56 119V120H57ZM73 119H71L72 121H74ZM241 120H240V122L241 121H243L242 120V118H240ZM26 119H24V117L22 116V114H20L19 115V117H17V122H15V123H17V128H19V131H21V127H20V125L21 124H24V122H26L25 121ZM70 120V119H69ZM69 120H67V121H69ZM71 120H70V123H72L71 122ZM88 120V119H87ZM90 120H91V118H90ZM90 120H89V123H90ZM186 120V119H185ZM232 120V119H231ZM235 120V119H234ZM254 120H256V122L257 123H254L253 121ZM24 121V122H23ZM64 121V120H63ZM180 121H182V120H180ZM179 122V121H178ZM184 122V121H183ZM187 122V121H186ZM231 122V121H230ZM64 122H62V124H63ZM66 124H63V125H66V126H64V127H67V122H65ZM242 123V122H241ZM241 123H240V125H241ZM248 123V122H247ZM72 124H74L75 125V123H72ZM174 124V123H173ZM174 124V125H175ZM180 124V123H179ZM185 124V123H184ZM222 124V123H221ZM71 126V127H75V126ZM85 125H87V124H85ZM167 125V124H166ZM176 125H178V124H176ZM180 125H182V124H180ZM179 125V129H180V126ZM243 125V124H242ZM70 126V124L68 125V127ZM92 126H93V124H92ZM168 126H170V125H168ZM168 126H167V128H168ZM236 126V125H235ZM239 126V125H238ZM237 126V127H238ZM248 126V125H247ZM61 127H63V126H61ZM68 127L66 128V129H68ZM70 127V128H71ZM88 127V126H87ZM171 127V126H170ZM177 127V126H176ZM176 127H174V128H176ZM222 127V126H221ZM232 126H225V128L223 129L224 130V132H226V134H224L223 135V139H221L222 140V143H225L226 142V140L228 139V137H230L231 135H233V134H236V136H237V133L231 128ZM240 127H242V126H240ZM256 127V126H255ZM59 128H60V126H59ZM81 128H83V127H81ZM173 128V127H172ZM171 128V129H172ZM186 127H184V129H185ZM63 129V128H62ZM71 129H73V128H71ZM70 129V130H71ZM87 129V128H86ZM86 129L84 130V128H83V130H84V132H86ZM55 130H57V131H55L56 133L58 132V126L57 127H55ZM82 130V131H83ZM183 130V129H182ZM220 130V129H219ZM238 130H241V129H239L238 128ZM238 130H236V131H238ZM246 130V129H245ZM244 130V131H245ZM249 130V129H248ZM255 130V129H254ZM60 131L62 132V130L60 129ZM64 131V130H63ZM89 131V130H88ZM188 130H186V132H187ZM54 132V133H55ZM65 132V131H64ZM63 132V133H64ZM178 131H176V133H177ZM249 132V131H248ZM253 132V131H252ZM256 132V131H255ZM254 132V133H255ZM50 133H51V131H50ZM62 133V134H63ZM179 133V132H178ZM221 133V132H220ZM223 133V132H222ZM58 134V133H57ZM56 134V136H58ZM181 134V133H180ZM184 134V136H185V133H183ZM187 134H188V132H187ZM238 134H239V132H238ZM243 134H244V132H243ZM52 135H53V133H52ZM255 135V134H254ZM127 136V135H126ZM172 136V135H171ZM173 136H174V134H173ZM183 136V135H182ZM182 136H180L181 138H184V136L182 137ZM49 137L51 138V136L49 135ZM48 136H47V138H46V140H48V139H50ZM55 137V136H54ZM129 137V138H130ZM221 137V136H220ZM243 137V136H242ZM251 137H252V134H251V132H250V134H248L246 137H244V139L242 138L241 139V142L240 143H236L237 145L234 147V146H232L233 145V142H235V139L233 140V142H232V147H234V150L235 151H239V153L241 154V151L244 153L245 152V150H246V148H245V150H244V148H242V146L243 145H245V146H247L248 144H249V139H251ZM66 138V137H65ZM181 138H178L177 139V142H178V144H179V146L183 143L182 142V140H181ZM232 137H230V139H231ZM189 139V138H188ZM45 140V141H46ZM122 140V139H121ZM171 140V139H170ZM173 140V139H172ZM232 140V139H231ZM52 141V140H51ZM128 141V140H127ZM169 141V140H168ZM228 141H230V140H228ZM41 142V141H40ZM19 143H21V140H20V138H19ZM119 143V142H118ZM186 142H184V144H185ZM228 143V142H227ZM231 143V142H230ZM49 144V143H48ZM153 144H155V147L154 148H152V145ZM184 144H183V146H184ZM229 144V143H228ZM228 144H227V146H228ZM135 145V144H134ZM223 145V144H222ZM226 144H224V146H225ZM241 145V146H240ZM224 146H222L223 148H225ZM230 146V147H231ZM120 147V146H119ZM122 147V146H121ZM120 147V148H121ZM160 147H162V153H161V151H160ZM175 147V148H174ZM229 147V148H230ZM232 147L230 148V150L229 149H226V150H228L227 152H231V149H232ZM181 148V147H180ZM183 148V147H182ZM121 149H123L124 150V147H122ZM126 149V148H125ZM135 149H136V147H135ZM151 149H154L153 151H155V150H157V151H160L159 152V154H160V156H161V160L159 159L158 160V158L156 159V157H159V155L158 156H156L155 157V159H153L152 157V159H150V157H148L150 154L152 155V150ZM159 149V150H158ZM174 150V151H173ZM177 150V149H176ZM233 150V151H234ZM134 151V150H133ZM156 151V152H157ZM178 151H179V149H178ZM181 151V150H180ZM152 152V153H151ZM224 152V151H223ZM136 153V152H135ZM176 153V152H175ZM177 153H179V152H177ZM225 153V152H224ZM232 153V152H231ZM131 154V153H130ZM157 154V153H156ZM162 154V155H161ZM181 154H182V152H181ZM227 154V153H226ZM174 155V154H173ZM183 155H185V154H183ZM222 156H223V154H221ZM228 155H230V154H228ZM239 155V154H238ZM39 156H40V148L38 149V153L36 154V159H39ZM133 156V155H132ZM134 156H136V155H134ZM186 156V155H185ZM240 156V155H239ZM146 157V158H145ZM182 157V156H181ZM133 158V157H132ZM131 158V159H132ZM149 158V159H148ZM180 158V157H179ZM183 158V157H182ZM222 158V157H221ZM225 158V157H224ZM224 158H222V160L224 159ZM144 159V160H143ZM225 160V159H224ZM182 161V160H181ZM186 161L188 162V159H186ZM235 162H236V160H234ZM186 163V162H185ZM202 163V162H201ZM237 164H238V162H236ZM160 165V172H158L157 174H153V172H152V169L153 168H155L154 166H156V165ZM181 165H183L182 163H180ZM225 163L223 162V165H222V167L223 166H225L224 165ZM228 164V163H227ZM226 164V165H227ZM158 165H157V167H156V169L158 168ZM192 165V164H191ZM255 165H256V163H255ZM126 166V165H125ZM187 166H188V164H187ZM187 166L185 167V166H183L184 167V169L185 168H187ZM202 166H204V164H202ZM234 168H236V165L234 164ZM51 167V166H50ZM54 167V166H53ZM124 167V166H123ZM183 167H181V168H183ZM206 167V166H205ZM221 167V166H220ZM221 167V168H222ZM228 167V166H227ZM233 167V166H232ZM238 167V166H237ZM178 168H180V167H178ZM178 168H176V169H178ZM180 168V169H181ZM193 168V167H192ZM204 168V167H203ZM54 169V168H53ZM233 169V168H232ZM52 170V169H51ZM128 170H130V169H128ZM155 170V169H154ZM175 170V169H174ZM182 170V169H181ZM180 170V171H181ZM205 170V169H204ZM220 171H221V169H219ZM47 171V170H46ZM45 171V172H46ZM139 171V170H138ZM183 171V170H182ZM181 171V172H182ZM188 171V170H187ZM206 171H207V169H206ZM230 171V170H229ZM238 171V170H237ZM236 171V172H237ZM255 171V169L253 170V172ZM52 172V171H51ZM55 172H56V170H55ZM127 172V171H126ZM176 172V174H177V171H175ZM193 172V171H192ZM196 172V171H195ZM233 172V171H232ZM252 172V173H253ZM128 173V172H127ZM133 173V172H132ZM170 173V172H169ZM186 173V172H185ZM208 173V172H207ZM220 173V172H219ZM221 173H223L222 171H221ZM231 173V172H230ZM126 174V173H125ZM129 174V173H128ZM140 174V173H139ZM194 174H196V173H194ZM197 174H198V172H197ZM204 174V173H203ZM218 174V173H217ZM43 175H44V172H43ZM124 175V174H123ZM136 175V174H135ZM179 175V174H178ZM207 175V174H206ZM232 174H229V176H231ZM234 176H235V173L233 174ZM233 175H232V177H233ZM248 175V174H247ZM51 176V175H50ZM127 176H129V175H127ZM155 176V177H154ZM170 176V175H169ZM221 176V175H220ZM252 176V175H251ZM40 177V180H39V183L41 184V186H42V183H41V181H43L44 180V178L42 179V177H44V176H39ZM167 177V176H166ZM212 177V176H211ZM232 177H231V179H232ZM238 177V176H237ZM52 178V177H51ZM51 178H50V182H51ZM134 178H135V176H134ZM167 178H169V177H167ZM192 178H193V176H192ZM203 177H201V179H202ZM223 178H224V176H223ZM228 178V177H227ZM235 178V177H234ZM245 178V177H244ZM250 178H252V177H250ZM56 179V178H55ZM196 179H198V176H196ZM201 179H199V180H201ZM211 179H213V178H211ZM215 179V178H214ZM213 179V180H214ZM221 180H222V177L220 178ZM224 179H226V178H224ZM238 179H239V177H238ZM212 180V181H213ZM233 180V179H232ZM117 181V180H116ZM115 181V182H116ZM189 181V180H188ZM197 181V180H196ZM168 182H169V180H168ZM222 182H225L224 180L222 181ZM231 182H233V181H230V185H232L233 183H231ZM46 183H47V181H46ZM114 183V182H113ZM131 183V182H130ZM226 183V182H225ZM244 183V182H243ZM242 183V185H244ZM40 184H38L37 183V185H38V188H40L39 186H40ZM48 184H49V182H48ZM187 184V183H186ZM212 184V183H211ZM223 184V183H222ZM251 184V183H250ZM193 185V184H192ZM225 185V184H224ZM235 185H237L236 183H235ZM257 185H259L258 183H257ZM256 185V186H257ZM43 186H45L44 184H43ZM199 186V185H198ZM200 186H201V184H200ZM205 186V185H204ZM209 186V185H208ZM233 186H234V184H233ZM232 186V187H233ZM48 187V186H47ZM187 187H189V186H187ZM193 187V186H192ZM194 187H196V186H194ZM207 187V186H206ZM216 187H217V185H216ZM219 187V186H218ZM217 187V188H218ZM226 187V186H225ZM249 187V186H248ZM253 187H255V186H252V188ZM131 188V187H130ZM133 188V187H132ZM197 188H199V187H197ZM202 188V187H201ZM204 188V187H203ZM202 188V189H203ZM236 188V187H235ZM249 188H251V187H249ZM258 188H260L259 186H258ZM42 189V188H41ZM214 189H215V185H214ZM248 189V188H247ZM246 189V190H247ZM255 189H257V188H255ZM44 190V189H43ZM188 190H189V188H188ZM200 191H201V189H199ZM198 190V191H199ZM219 189H217V190H212L211 188H209V192L208 193H206V195L205 196H207V197H209L208 199L210 200V213H211V217H212V219H213V224L215 223V225H216V223L218 222V218H219V216H218V212H219V210H218V212H217V204H216V202L218 201V199L219 198H216V197H219L220 196V192L218 191ZM225 190H227V188L225 189ZM236 190V189H235ZM241 190V189H240ZM244 190V189H243ZM242 190V191H243ZM248 190H251V189H248ZM133 191V190H132ZM207 191V190H206ZM218 191V192H217ZM252 191H254V189L252 190ZM259 191H260V189H259ZM251 192V191H250ZM257 192V191H256ZM262 192H263V190H262ZM226 193H228V192H226ZM203 194V193H202ZM225 194V193H224ZM42 196H43V194H41ZM256 195V194H255ZM262 195V194H261ZM223 196V195H222ZM246 196V195H245ZM201 197V196H200ZM226 197H228V196H226ZM260 197V196H259ZM43 198V197H42ZM45 198V197H44ZM191 199V200H193L192 202H194V207H193V205L192 204H188V202H186V203H184L183 204V202L181 203V201L184 199V201L186 200V199ZM233 198V197H232ZM247 198V197H246ZM200 199V198H199ZM198 199V200H199ZM204 199H205V197H204ZM238 199V198H237ZM257 199H258V196H257ZM256 199V200H257ZM202 200V199H201ZM224 200V199H223ZM234 200V199H233ZM259 200V199H258ZM203 201V200H202ZM205 201V200H204ZM207 201V200H206ZM252 201V200H251ZM220 202H221V200H220ZM191 203V202H190ZM203 203V202H202ZM205 203V202H204ZM209 203V202H208ZM224 204V203H223ZM223 204H220V205H223ZM203 206V205H202ZM257 206H259V204L257 205ZM220 207V206H219ZM260 207V206H259ZM207 208H208V206H207ZM207 208H203L204 209V211H203V213H206L205 214V216L207 217V214H208V209ZM221 208V207H220ZM219 208V209H220ZM256 208V207H255ZM116 209V208H115ZM202 209V210H203ZM258 209V208H257ZM222 210V209H221ZM256 210V209H255ZM261 210H263V209H261ZM201 211V210H200ZM259 211V209L257 210V212ZM164 213H166V214H164ZM199 213V214H198ZM202 213V214H203ZM220 213H221V211H220ZM219 213V214H220ZM235 213V212H234ZM251 213V212H250ZM259 213H260V211H259ZM193 214H194V217L192 218V216H193ZM222 214V213H221ZM249 214V213H248ZM166 215V216H165ZM234 215H237V213L236 214H234ZM250 215V214H249ZM262 215H263V213H262ZM262 215H259V217L260 216H262ZM201 216H203V215H201ZM251 216V215H250ZM232 218H233V215L231 216ZM237 218H238V216H236ZM235 217V218H236ZM247 217V216H246ZM245 217V218H246ZM38 218H39V216H38ZM203 218V217H202ZM234 218V219H235ZM236 218V219H237ZM207 219V218H206ZM206 219H205V221H206ZM223 219H224V217H223ZM222 219V220H223ZM228 219V218H227ZM231 219V218H230ZM234 219H232V221L234 220ZM243 219V218H242ZM247 219V218H246ZM245 219V220H246ZM260 219H261V217H260ZM262 219H264V218H262ZM261 219V220H262ZM200 220H201V218H200ZM226 220V219H225ZM27 221V220H26ZM35 221V220H34ZM44 221V220H43ZM220 221H221V217H220ZM224 221V220H223ZM229 222L231 221V220H228ZM231 221V222H232ZM249 221V220H248ZM25 222V221H24ZM24 222H22L21 224L23 225L24 224ZM30 222V221H29ZM207 222H208V220H207ZM210 222V221H209ZM37 223V222H36ZM132 223V222H131ZM202 223V222H201ZM211 223V222H210ZM256 223V222H255ZM43 224H44V222H43ZM164 224H166V226L167 225H169L170 226V229H171V234L170 233H168L167 235H163V233H162V229H163V227H164ZM206 224V223H205ZM218 224H219V222H218ZM223 224V225H222ZM221 225H222V227H223V229H222V232H220V230H218L220 233L219 234H223V236H224V234L225 235H232V233H230L228 230H230L229 228L232 226V225H229L228 227L229 228H226L225 226L226 225H228L229 223L228 222H223ZM251 224V223H250ZM30 225V224H29ZM34 225V224H33ZM138 225V224H137ZM202 225V224H201ZM207 225V224H206ZM214 225V226H215ZM220 225V226H221ZM238 225V224H237ZM255 225H257V224H255ZM12 226H14V225H12ZM20 226L21 225H16V227H18L19 229H20ZM40 226V225H39ZM199 226V225H198ZM219 226V227H220ZM22 227V226H21ZM208 227H211V229H207L208 231H206V229H205V233L204 232H202L203 233V236H202V239H203V237H204V240L202 241V239H201V241H200V243H203V251L205 252V253H207V256H208V258H209V255L210 254H213L211 251H212V247H213V245L215 244L214 243V241H212L213 239V235L215 234L214 232H216V231H214V230H216V228L215 229H213L212 228V225L210 226H208ZM233 227V226H232ZM231 227V228H232ZM13 228V227H12ZM33 228V227H32ZM200 228V227H199ZM252 228H253V226H252ZM25 229V228H24ZM212 229H213V231H212ZM220 229V228H219ZM234 229V228H233ZM251 229V228H250ZM249 229V230H250ZM23 230V229H22ZM40 230H42V229H40ZM200 231H201V229H199ZM198 230V231H199ZM204 230V229H203ZM260 230V229H259ZM233 231V230H232ZM254 232H255V230H254ZM8 233H9V231H8ZM42 232L41 231H39L38 230V228H36V229H30V230H27V231H25L22 235H21V238L22 239H20L21 240V243H19L20 245H23L22 246V250H19V252H17L18 254L17 255H15V258H17L16 259V263L17 264H64V260H63V258H61L63 255H61V256H59L58 255V253L59 252H56V253H54V251H53V240L51 239V237H44L42 234H41ZM199 233H201V232H199ZM249 233V232H248ZM251 233V232H250ZM6 234H7V232H6ZM217 234V233H216ZM236 234V233H235ZM234 234V235H235ZM246 234V233H245ZM172 235H173V237H172ZM230 236H228L229 238L228 239H230L231 237ZM237 236H239V235H237ZM251 236V235H250ZM36 237L38 238V239H36ZM166 237H170L171 238V240H173L172 238H175V240H176V242L175 243H180V245H179V248H178V252H177V244H173V243H170L169 242V244H168V241H166V240H164ZM215 237V236H214ZM219 237V236H218ZM221 237V236H220ZM236 237V236H235ZM20 238V237H19ZM57 238V237H56ZM239 237H237L236 238V240L238 239ZM247 238V237H246ZM180 239V240H179ZM222 239V238H221ZM239 239H241V238H239ZM20 240H19V242H20ZM57 240V239H56ZM180 242H179V241ZM218 240V239H217ZM224 240V239H223ZM227 240V239H226ZM231 240V239H230ZM234 240H235V238H234ZM234 240H232V241H234ZM250 241H249V243L250 244H248L249 245V247L251 246H253V247H255V242H253L251 239H249ZM255 240V239H254ZM229 240H227V242H228ZM242 241H243V239H242ZM256 241V240H255ZM18 242V241H17ZM57 242V241H56ZM133 242V241H132ZM226 242V244H228L229 242H231V241H229L228 243ZM245 242V241H244ZM218 243V241L216 242V244ZM247 243V242H246ZM258 243V242H257ZM18 244V243H17ZM140 244V243H139ZM171 244H173V246H174V248L173 247H171L172 245ZM237 244V246H238V244H240L241 245V243H240V241H239V243H237V241H236V243L235 242H233L232 243V245H233V248H237V246H235ZM119 245V244H118ZM133 245H135V244H133ZM167 245V246H166ZM231 244L230 245H228V247L229 246H232ZM239 245V246H240ZM257 246H258V244H256ZM55 246H57L56 244H55ZM172 248V250L173 251H171L172 253V256L169 254V249H170V247ZM215 246V245H214ZM243 246V245H242ZM242 246H240V247H242ZM245 246V245H244ZM121 247V246H120ZM218 247V246H217ZM259 247V246H258ZM258 247H256V248H258ZM230 248V247H229ZM20 249V248H19ZM55 249H56V247H55ZM54 249V250H55ZM215 249V248H214ZM238 249V248H237ZM261 249V248H260ZM236 250V249H235ZM263 250V249H262ZM6 251H8V248L6 247V245H5V243L3 242V243H1V246H0V264H6V262H7V260H8V254L6 253ZM18 251V250H17ZM60 251V250H59ZM218 251V250H217ZM241 251V253H242V250H240ZM246 251V250H245ZM257 251V250H256ZM173 252L175 253V252H177L176 253V256H173ZM179 252H180V254H179ZM248 252V251H247ZM246 252V253H247ZM253 252V251H252ZM259 252H260V250H259ZM204 253V254H205ZM238 253V252H237ZM245 253V252H244ZM245 253V254H246ZM264 253V252H263ZM10 254V253H9ZM15 254V253H14ZM216 254V253H215ZM132 255V254H131ZM221 255V254H220ZM254 255V254H253ZM181 256V257H180ZM204 256V261L207 259V256H205V255H203ZM216 256V255H215ZM237 256H240L239 254L238 255H236L235 256V258H237ZM221 257V256H220ZM243 257H244V254H243ZM210 258H211V255H210ZM219 257H217V259H218ZM222 258V257H221ZM234 258V259H235ZM12 259V258H11ZM212 259V258H211ZM220 259V258H219ZM253 259V258H252ZM256 259V258H255ZM184 260V259H183ZM209 260V259H208ZM237 260V259H236ZM251 260V259H250ZM10 261V260H9ZM185 261V260H184ZM200 262H201V260H199ZM203 261V260H202ZM211 261V260H210ZM215 261V260H214ZM218 261V260H217ZM11 262H13V261H11ZM11 262H7V263H11ZM181 263H183L182 261H180ZM179 262V263H180ZM206 262V261H205ZM204 262V263H205ZM209 262V261H208ZM212 262H213V260H212ZM180 263V264H181ZM203 263V262H202ZM211 263V262H210ZM219 263V262H218ZM223 263H224V261H223ZM253 263V262H252ZM251 263V264H252ZM15 264V263H14ZM185 264V263H184ZM222 264V263H221ZM225 264V263H224ZM229 264V263H228Z\"/></svg>", "mask_w": 264, "mask_h": 264}]
</instances>
